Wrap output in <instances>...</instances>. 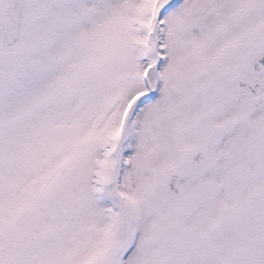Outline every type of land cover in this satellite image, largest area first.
I'll use <instances>...</instances> for the list:
<instances>
[{
  "label": "snow or ice",
  "instance_id": "obj_1",
  "mask_svg": "<svg viewBox=\"0 0 264 264\" xmlns=\"http://www.w3.org/2000/svg\"><path fill=\"white\" fill-rule=\"evenodd\" d=\"M0 264H264V0H0Z\"/></svg>",
  "mask_w": 264,
  "mask_h": 264
}]
</instances>
